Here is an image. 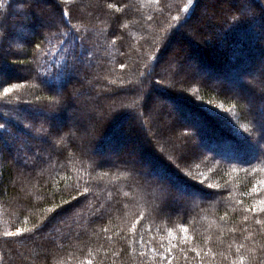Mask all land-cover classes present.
Masks as SVG:
<instances>
[{"label": "trees", "instance_id": "16d2710c", "mask_svg": "<svg viewBox=\"0 0 264 264\" xmlns=\"http://www.w3.org/2000/svg\"><path fill=\"white\" fill-rule=\"evenodd\" d=\"M206 1L0 0V264H264V0ZM206 28L221 62L192 43ZM24 29L19 54L4 41ZM178 38L201 53L193 77L220 87L181 79L165 57ZM154 94L205 149L192 162L187 141L162 155V138L132 162L118 155L144 141L145 114L159 112L149 126L170 135ZM175 154L182 174L167 162ZM178 188L195 196L176 201Z\"/></svg>", "mask_w": 264, "mask_h": 264}, {"label": "rangeland", "instance_id": "374dc122", "mask_svg": "<svg viewBox=\"0 0 264 264\" xmlns=\"http://www.w3.org/2000/svg\"><path fill=\"white\" fill-rule=\"evenodd\" d=\"M17 1H19V0H17ZM206 2L207 3H211L212 0L206 1ZM222 4H224V5H222ZM227 4H229V0H224V2H221V4H218V6L225 7ZM199 11H200V13H204V9H202V8H200ZM6 13H7V11H4L3 12V16L6 15ZM10 15H13V14H10ZM41 17H43L42 14H36V20L37 19L40 20ZM28 20L29 19L25 18V20H24L25 24L30 22ZM20 22H21V20H20ZM199 26L201 28L203 27L202 25H199ZM28 30H29V28H28ZM28 30L27 29H24L22 31L19 30L20 31V34L18 33L19 37H16V38H13V39H8L6 41L3 40L4 44L9 49H11L13 52L22 54V52H23L22 48L25 45V42L28 41L32 37V33L30 31H28ZM203 31H204V33L201 34L202 36H200V37H190V36L189 37L191 38L193 44H196L197 47H202L203 49H205L207 47L204 46L203 39L204 40H209V39H212V36H211L208 28L204 29ZM176 40L178 41L177 43L172 42L168 46L167 54H166L165 57L168 58L169 60H171L173 58L172 60H174V61L171 62L170 65L173 64L174 67H176V69L183 68V72H185V73L183 75H181V79L182 80H187L188 78H190L191 75L193 77V75H194L193 72L197 70L196 69V65H195V61H196V59H198V56L201 57V53L198 52V53H195V55H193L194 54V48L191 45H189L187 43L186 44L183 43L182 45H180L179 38L176 39ZM3 41H2V43H3ZM207 53H206V49H205V55ZM216 53H217V51L210 50V52L206 55V57H208V60L210 62H214V63L221 62L222 59H219L218 56L216 55ZM192 55H193V57H192ZM180 59L181 60L183 59L182 62H181L182 64L176 63ZM163 60H161L158 64L159 65L162 64ZM197 62H198V60H197ZM258 62L261 63L262 68L264 70V59L262 60V59L259 58ZM222 64L223 63L217 64V65H222ZM16 67L18 69L16 74L18 73L19 75L21 74L22 76L23 75L25 76L26 73H25L23 65L20 64L19 66H16ZM214 67L216 68V65ZM252 68H254V66ZM205 77H206L205 73L201 72V73L195 75L193 78H195V81H197V83H199L201 85L205 84V85L214 86V87H220L221 86V81H219L217 79H206ZM247 77L249 79L253 80V78L255 76L253 75V73H250V74L247 75ZM5 78L6 77L4 76V79ZM1 80H2V76L0 75V81ZM260 81H262L264 83V78L262 77V79H260ZM246 83H247V81H246ZM223 85H225V83H223ZM226 86H227V90L230 91L231 93H233L234 95H238V94L240 95V93L245 95L248 107H250V108L253 107V104L255 103L253 101V99H254L253 97L254 96L251 97L242 88H239L236 85L227 84ZM165 89H166V91H169L168 87L165 88ZM176 90H180V91L184 90L185 92L189 93V89L185 90L184 84H183V87H179ZM151 99L154 100L157 103L156 109H159V106H163L164 105V106H166L167 111L170 113L169 116L167 118H165V119L161 117L162 124L164 126H167V127L171 126V130L172 131L170 132V135L169 134H165V133H163V135H161L162 133L158 132L157 130L153 131V129L149 126V123L154 121L155 118H158V117L160 118V114H158L159 112H157V114H154V115L153 114H149V116H147L145 114L143 119H137V118L135 119L136 128H138V126L139 127L142 126L141 130L143 132L142 135L144 137V141L142 139L137 141V143L134 144V146H132L131 150L127 151L126 153H125V149L121 148L118 155L121 156V155H125L126 154V156H128V159L132 162V157H136L138 155H142L143 153H145V151H147L149 149L150 150L153 149V147H155L154 144L157 142L156 139L160 140L162 138L161 142H163L164 146H163V148H160L158 150L162 155H165V153H167L170 148L178 149L180 146H183L184 143L187 141L186 142L187 143V147L190 148L189 150H187L188 151L187 160H188V163L192 162L190 157H192L194 152H204L203 150H205V149H202L199 146V144L196 141V136L194 134H189L188 132L185 133L184 128H188L189 126H187V124L182 123V122L179 121V117L176 116V113L174 114L173 106L170 105V103H168L166 99H164V98H162V97H160L159 95H156V94L152 95ZM220 109L222 111L221 113L225 112V115H226L225 117H227V121L230 122V123L231 122L234 123L236 129L244 134L245 131L243 130V126H241V124L238 122L237 117L233 113L229 112V110H226L223 107H221ZM259 115H262V114H259ZM70 122H71V118L66 119V123H70ZM192 122H194V124H196L197 123V119H193ZM128 126H129V122H126V123L123 124V128H127ZM195 132H196V130H195ZM116 135H117V133L115 134V136ZM190 139H192V140H190ZM128 140H129V138H128ZM130 142L128 141V143H130ZM159 142L160 141H158V143ZM158 147L159 146L157 144V148ZM187 151H185V152H187ZM108 152H104L105 154L103 156L105 158L110 159L112 157L110 155L111 151L108 149ZM168 156H169V154H168ZM173 157H174L173 159L172 158L170 159L169 157H167L168 158L167 162L171 166L173 165V167L176 168L181 173L182 164H181L180 160H178V159H177V162L174 161V160H176V154ZM219 157H221V156H219ZM138 165H139V167L141 169L148 171V169H147L148 167H146L145 165H143V164H138ZM150 178L153 181L157 182L158 184H162L163 186H165L167 188H170L169 184L166 182V179L159 178L157 176H152V175H150ZM178 189H175V191H177L176 192L177 193L176 194V197H177L176 201L188 202L191 198H193L195 196L194 193H189L188 194L187 192L184 193L180 188H178Z\"/></svg>", "mask_w": 264, "mask_h": 264}, {"label": "snow or ice", "instance_id": "6c2138e0", "mask_svg": "<svg viewBox=\"0 0 264 264\" xmlns=\"http://www.w3.org/2000/svg\"><path fill=\"white\" fill-rule=\"evenodd\" d=\"M64 2L66 4H68V3H71L72 0H64ZM112 6H113L112 4L108 5L109 8H111ZM63 15L68 16V12H64ZM8 91H9V89H7V88L4 89V94L7 95ZM0 128H3V125H0ZM260 132H261L260 142H264V126H261ZM262 203H264V202H262ZM259 211L264 212V208L259 209ZM25 231H26V229H17V231L15 233L7 232L6 236H8V237L18 236V235L23 234V232H25Z\"/></svg>", "mask_w": 264, "mask_h": 264}, {"label": "bare ground", "instance_id": "6f19581e", "mask_svg": "<svg viewBox=\"0 0 264 264\" xmlns=\"http://www.w3.org/2000/svg\"><path fill=\"white\" fill-rule=\"evenodd\" d=\"M172 42H175V41H172ZM172 42H171V41H169V43H167V46H166V47L168 48V46H169V45H170V43H172Z\"/></svg>", "mask_w": 264, "mask_h": 264}]
</instances>
